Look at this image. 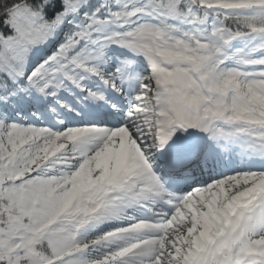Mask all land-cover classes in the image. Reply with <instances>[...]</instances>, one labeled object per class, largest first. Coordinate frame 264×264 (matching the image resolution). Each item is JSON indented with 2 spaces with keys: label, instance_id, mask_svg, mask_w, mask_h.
<instances>
[{
  "label": "snow or ice",
  "instance_id": "6c2138e0",
  "mask_svg": "<svg viewBox=\"0 0 264 264\" xmlns=\"http://www.w3.org/2000/svg\"><path fill=\"white\" fill-rule=\"evenodd\" d=\"M0 264H264V0H0Z\"/></svg>",
  "mask_w": 264,
  "mask_h": 264
}]
</instances>
